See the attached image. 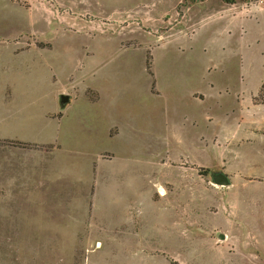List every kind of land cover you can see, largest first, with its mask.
Wrapping results in <instances>:
<instances>
[{
	"label": "rangeland",
	"instance_id": "1",
	"mask_svg": "<svg viewBox=\"0 0 264 264\" xmlns=\"http://www.w3.org/2000/svg\"><path fill=\"white\" fill-rule=\"evenodd\" d=\"M212 2L0 0V264H264V17Z\"/></svg>",
	"mask_w": 264,
	"mask_h": 264
},
{
	"label": "crops",
	"instance_id": "2",
	"mask_svg": "<svg viewBox=\"0 0 264 264\" xmlns=\"http://www.w3.org/2000/svg\"><path fill=\"white\" fill-rule=\"evenodd\" d=\"M205 1H207V2L213 1L212 3H215L216 7L218 8L217 14L215 15L216 17L218 16V19L214 24L216 27H218V28H216V31L218 33L222 32V31L226 32L227 34L230 33L229 31H231L232 34H234V35H236L240 32L243 33L245 26L251 24L252 20L255 21L256 18H258V17H264V8L260 7V6H251V7L247 8L248 12H250V13L246 14V6L243 4H240V3H236V4L235 3H227L225 0H205ZM3 17H4L3 12L0 8L1 22H2ZM253 17H255V18H253ZM0 42H2V41H0ZM3 45L4 44L2 43V46H0V47H2L1 51H3V54L0 55V57L2 56V58H0V86L4 85V81H3L4 75L7 76L8 69L10 68V66L13 67L14 66L13 63L15 62V58H13V55H12V59H10V57H9L10 60H7L8 61L7 65L4 64V62H5V60H4L5 51H4ZM1 77L3 78L2 80H1ZM61 97H62V95L59 97L60 104H62L61 103ZM56 111H62L61 105L59 107H57V109H55L53 112H56ZM56 120H54V121H56ZM60 120H58L57 122H59ZM0 139H2V140H17V139H10V138L5 137V136L4 137L0 136ZM5 191H7V190L4 188V186L0 185V192H5ZM83 238L85 240H93V241L97 242L96 244H93L91 246L90 250L88 251V252H90V254H93V251L98 250V249L104 248L106 250L107 246L105 247V245L103 243L99 244V242H101L103 240H109V241H111V240L112 241L113 240L114 241L122 240L123 236H118L115 234L104 235V234L86 233ZM112 246H115L114 247L115 250H113L114 248H112L111 246L109 249L111 251H113V255H107L105 253L104 264H108V263L109 264L110 263L111 264H133V260H127V255H129V254L125 251V249L123 248L122 245H120V247H119V244L113 243ZM124 257H126V258H124ZM94 258H95L94 256L93 257H91V255L88 256L85 264L86 263L87 264L95 263L96 258L95 259ZM112 258H114V259H112ZM141 262H142V260L138 264H142ZM154 262H155V260L152 261V264H155Z\"/></svg>",
	"mask_w": 264,
	"mask_h": 264
},
{
	"label": "water",
	"instance_id": "3",
	"mask_svg": "<svg viewBox=\"0 0 264 264\" xmlns=\"http://www.w3.org/2000/svg\"><path fill=\"white\" fill-rule=\"evenodd\" d=\"M66 101H67V97L62 96L61 97V103H65ZM213 179H214V182L218 185H228L227 177L222 175V174H218V175L214 176ZM219 238L223 239V236L220 235Z\"/></svg>",
	"mask_w": 264,
	"mask_h": 264
},
{
	"label": "trees",
	"instance_id": "4",
	"mask_svg": "<svg viewBox=\"0 0 264 264\" xmlns=\"http://www.w3.org/2000/svg\"><path fill=\"white\" fill-rule=\"evenodd\" d=\"M227 3H229V2H227ZM230 3H233V2H230ZM258 99H259V103L264 104V84L261 87V90H260L259 95H258Z\"/></svg>",
	"mask_w": 264,
	"mask_h": 264
}]
</instances>
